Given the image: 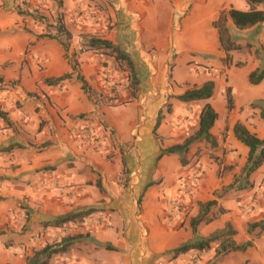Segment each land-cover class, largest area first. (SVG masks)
I'll use <instances>...</instances> for the list:
<instances>
[{
    "label": "crops",
    "instance_id": "crops-1",
    "mask_svg": "<svg viewBox=\"0 0 264 264\" xmlns=\"http://www.w3.org/2000/svg\"><path fill=\"white\" fill-rule=\"evenodd\" d=\"M22 1L26 9L18 6ZM100 6L113 7L112 29ZM231 9L249 6L246 0H0V264H27L35 251L69 234L87 236L48 264H201L204 252L176 258L167 252L193 239L190 220L198 203L214 199L218 206L209 216L215 218L200 225L198 234L208 237L230 223L237 243L251 239L248 222L264 219V165L252 175V189L235 193L239 200L215 195L246 161L248 150L235 139L234 125L242 123L264 139L259 112L246 109L264 100V79L258 85L248 81L251 72L264 68V23L239 31L228 18L232 34L253 31L255 46L242 53L245 44L239 42L242 50L226 62L213 22ZM87 11L96 18L86 17ZM59 21L72 36L67 56L59 40L38 37L47 26L54 32ZM85 34L124 48L138 73V93L130 90L116 99L105 92L103 57L79 53ZM73 55L75 71L69 61ZM76 74L94 96L83 91ZM65 75L71 78L45 83ZM206 81L214 83L209 103L218 118L210 133L217 146L194 144L191 151H202L192 169L177 154H160L197 131L204 105L174 96ZM87 125L97 127L90 145L77 136ZM211 152L217 162L209 159ZM123 167L131 181L121 188ZM197 168L201 177L190 190L189 175ZM86 209L95 210L90 220H77H85L86 233L70 230L71 223L43 227ZM236 254L237 264H264V234Z\"/></svg>",
    "mask_w": 264,
    "mask_h": 264
},
{
    "label": "trees",
    "instance_id": "trees-1",
    "mask_svg": "<svg viewBox=\"0 0 264 264\" xmlns=\"http://www.w3.org/2000/svg\"><path fill=\"white\" fill-rule=\"evenodd\" d=\"M249 9L246 11L231 9L229 11H222L216 21L213 22V27L217 30L219 43L221 49L226 54V62L231 61L230 54L232 52L241 51L242 46L238 42V38L233 35L227 25L228 18L231 19L234 27L241 31L264 23V0H246ZM23 4L26 5L25 2ZM24 15V12H19ZM27 15L35 18V20H44L42 16L36 12L29 13ZM52 26H47L46 32L39 34V38L56 39L61 42L65 49V56L69 52L71 34L62 22H57L54 32L51 31ZM82 51H90L104 56H109L124 62L128 70L129 85L128 88L135 90L139 85L138 73L133 66V63L128 53L120 46L113 45L109 40L100 36L85 34L81 36V44L79 53ZM74 55L69 58L73 71L76 70L77 63L74 60ZM237 66L240 63L236 64ZM71 75H65L61 78L54 80H46L47 85H58L61 81L70 79ZM76 78L81 82L82 89L89 96H94L92 89L82 76L76 74ZM264 79V68L257 69L251 72L248 76V81L251 85H258ZM214 92V83L212 81H206L200 87L192 88L185 91L183 94L174 96L179 102L182 103H196L204 102L201 108L198 122V129L192 135L187 136L181 144H177L166 149L161 150L160 156L177 154L183 156L187 154L190 148L200 142H209L212 147L217 146L215 138L210 133L211 128L218 118L217 112L210 105L209 100L212 98ZM228 108H232V99L230 96L227 98ZM253 109H260L259 116L264 121V100L257 99L250 105ZM0 116L4 115L0 113ZM162 121L161 112H159L156 118V125L154 128L155 138L158 139L156 130L158 129ZM233 135L237 141H239L248 150L245 164L238 176H235L232 183L226 187V189L235 191H246L253 188L252 175L257 172L264 165V139L259 138L255 133L250 132L242 123H236L233 127ZM182 165L185 164L184 158L181 157ZM154 183H149L145 189L152 186ZM224 189V188H223ZM217 193V192H216ZM215 193V194H216ZM219 198V195H216ZM140 204V199H139ZM217 199L207 201L205 203H198V213L190 220V229L193 234V239L181 244L177 248L167 252L171 254L173 258L179 255L187 254L189 252H209L213 250V259L221 258L225 255L237 252H245L249 248L253 247V242L259 239L264 234V219L252 222L247 225V234L251 236V239L244 243H237L234 240L236 231L233 229L230 223H226L220 230L213 232L208 237H201L198 234V228L202 224H208L215 218H210V213L217 207ZM95 210L86 209L66 216L57 217L50 222L43 224V227H61L68 223H75L77 220H81L91 215ZM81 234L66 235L61 239L59 243L45 245L38 251H35L33 256L27 260V264H48V261L57 254L64 253L73 245V243L83 237ZM215 246V247H213Z\"/></svg>",
    "mask_w": 264,
    "mask_h": 264
},
{
    "label": "rangeland",
    "instance_id": "rangeland-1",
    "mask_svg": "<svg viewBox=\"0 0 264 264\" xmlns=\"http://www.w3.org/2000/svg\"><path fill=\"white\" fill-rule=\"evenodd\" d=\"M23 2L24 1H22V2H19V7H21L22 5H23V8H27V6L25 5V4H23ZM109 7H111V6H100V8H101V11L103 12V14H106L108 17L107 18H104V15H103V19H106L105 21H106V23L108 24V26H107V28L108 29H112L114 26H110V24L111 23H113V19H112V17H110V15H109ZM111 8H113V7H111ZM84 13H86V17H88V18H90V19H95L96 18V15H95V13L93 12V11H87V12H84ZM233 28H234V26H233ZM252 32L253 31H250V32H239V33H237V32H235V33H233V35H235L237 38H238V42H240V43H242V44H245V47H244V49H243V51H242V53H245V51H247V49H249V48H254V46H255V39L253 38V36H252ZM96 36V35H95ZM103 38V37H102ZM122 46H124V42L122 41ZM124 49V48H123ZM97 54V53H96ZM102 57H103V59H105V58H109V56H104V55H101ZM103 59L102 60H100V63L103 65V63H104V61H103ZM101 65V66H102ZM193 68H195V66H193ZM104 89H105V92L107 93V94H109V95H111V96H113V94H116L115 92H113V91H109V90H107L106 88H105V86H104ZM128 91H130L131 89H127ZM139 90H140V87H139V85L137 86V88L134 90L135 92H139ZM128 91L126 92V94L128 93ZM132 91V90H131ZM170 96H174V95H170ZM218 101V99L216 98V102ZM247 110H249V113H251V110H255L256 112L258 111V112H260V109H253V108H251L250 106H248L247 108H246ZM245 109L243 108V111H244ZM258 115H259V113H258ZM196 132V131H195ZM194 132V133H195ZM193 134V133H192ZM191 134V135H192ZM191 149V148H190ZM201 151L202 150H200V147H198L197 149H195V150H193V151H191V150H189V152L187 153V154H185V155H183V156H179L180 157V162H181V157H183L184 158V161H185V164L183 165L184 167H190V168H192V169H194V159L195 158H200L201 157ZM205 154H208V153H205ZM208 157H209V159L210 160H212V161H214V162H217V160L219 159V157H217L216 156V154L214 153V152H211V153H209L208 154ZM182 164V163H181ZM198 170V172L200 171V177H201V169L199 168H197V169H195L194 171H191L190 172V175H189V177L193 174V173H195L196 171ZM200 177H199V179H200ZM129 181H131V179L129 178V170H128V168L127 167H123L122 168V170H121V175H120V178H119V181L117 182L118 183V185L119 186H121V188L124 186V185H129L128 183H129ZM224 188V189H223ZM223 188H221V189H219L218 190V192L215 194V195H219L220 197L221 196H224V195H228L229 197H230V201H236V199H240V197H238L235 193L236 192H238V191H235V190H230V189H226V187H223ZM140 212V210L138 211V213ZM137 213V212H136ZM135 213V214H136ZM137 213V214H138ZM141 213V212H140ZM91 217L93 218V216H88V218L86 217V219L85 220H88L89 218L91 219ZM108 218H109V216H108ZM89 219V220H90ZM110 219V218H109ZM85 220H82V221H80V222H75V223H71V224H69V225H67V226H70L69 227V229L70 230H72V229H74V230H78L79 228H82L83 229V223H85ZM100 220V219H99ZM249 223H252V222H248V224ZM90 223H88L87 224V226L89 225ZM75 225V226H74ZM68 228V227H67ZM122 230L121 231H124V227H122L121 228ZM87 230V229H86ZM85 229H83V230H81V231H83L84 233H86V232H88V231H86ZM118 230V229H117ZM119 231V230H118ZM119 233H121V232H119ZM213 247H215V246H213ZM232 254V256L230 255V254H228V255H225V256H223V257H221V258H218V259H213V256H214V252H213V250H211V251H209V252H204L203 253V255H200L201 256V258H198L199 259V262H201V264H237V261H238V259H237V257L236 256H238L237 254L236 255H233V254H235V253H231ZM199 257V256H198Z\"/></svg>",
    "mask_w": 264,
    "mask_h": 264
},
{
    "label": "built area",
    "instance_id": "built-area-1",
    "mask_svg": "<svg viewBox=\"0 0 264 264\" xmlns=\"http://www.w3.org/2000/svg\"><path fill=\"white\" fill-rule=\"evenodd\" d=\"M264 9V5H263ZM103 76H104V86L107 90L113 91L114 98H120L126 94L128 91L129 79L128 70L124 62L115 60L112 57L103 59ZM97 127L92 125H87L77 130V136L82 138L84 142L88 145L94 143L97 139ZM200 177V171L198 170L191 175V184L186 186L190 190L197 184Z\"/></svg>",
    "mask_w": 264,
    "mask_h": 264
}]
</instances>
